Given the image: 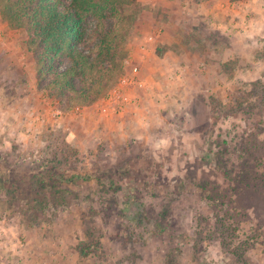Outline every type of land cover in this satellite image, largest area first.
<instances>
[{
    "label": "rangeland",
    "instance_id": "374dc122",
    "mask_svg": "<svg viewBox=\"0 0 264 264\" xmlns=\"http://www.w3.org/2000/svg\"><path fill=\"white\" fill-rule=\"evenodd\" d=\"M206 1L96 0L117 15L89 14L86 38L110 31L119 54L81 103L0 0V264H264V0L254 23L258 0H218L243 18L228 30L192 12ZM62 140L80 161L37 210L33 173Z\"/></svg>",
    "mask_w": 264,
    "mask_h": 264
},
{
    "label": "trees",
    "instance_id": "16d2710c",
    "mask_svg": "<svg viewBox=\"0 0 264 264\" xmlns=\"http://www.w3.org/2000/svg\"><path fill=\"white\" fill-rule=\"evenodd\" d=\"M2 6L1 14L7 22L25 26L34 32L42 52L43 69L50 76L48 85L51 89L60 95L74 94L81 103L93 101L98 96L106 86V77L113 70L111 66L117 64L119 53L116 44L108 43L110 31L108 33L101 28L94 41H88L84 22L91 13L114 17L117 15L116 8L99 10L96 0H5ZM91 50L97 52L95 60L90 57ZM64 57L68 62L64 69H60L59 62ZM55 61L58 62L55 64ZM74 79H77L76 83ZM56 144L57 147L46 157V168H39L33 173L36 196L31 201L37 204L34 206L37 210L46 207L49 196L59 200V203L63 201L64 191L58 183L67 172L66 166L80 161L77 149L64 140ZM42 194L45 196L42 197Z\"/></svg>",
    "mask_w": 264,
    "mask_h": 264
},
{
    "label": "crops",
    "instance_id": "0c3cea01",
    "mask_svg": "<svg viewBox=\"0 0 264 264\" xmlns=\"http://www.w3.org/2000/svg\"><path fill=\"white\" fill-rule=\"evenodd\" d=\"M218 0H213L211 3L209 2V0H207L206 2H202L201 4H195L194 5V8L192 9V12L195 14V11H196V13H201V14H204V18L205 17H207V16H209V19H213V21H211V22H214V23H218V21H216L217 19L216 18H218V16H220L219 17V19H222V18H224V19H226V20H224V19H222V20H224V22H223V24L225 25V27L227 28V30L228 29H231V27L232 26H235L236 24H237V22L235 23V25H233L231 22H232V20L230 21V19L228 18V14L231 16V18L233 19V18H235V17H241V14H240V16H239V14L237 13V11H230V12H228L227 11V14L225 15V16H223V15H219L220 14V12H223L222 10L221 11H218V3L216 4V2H217ZM250 2V1H249ZM250 7H249V10H250V19H251V21L254 23V22H257L258 21V19H257V17H258V15H257V13H259L260 12V10H261V0H258L256 3H253V2H250ZM233 12V13H232ZM195 16V15H194ZM240 19H243L242 17L240 18ZM259 22V21H258ZM243 23V22H242ZM261 28H262V30H263V32H264V24L262 23V26H261ZM238 32V31H237ZM237 36V35H236ZM239 36H241V35H239ZM239 39H236L235 40V42H234V44H235V46L236 47H238V45H239V43H237V42H239L240 41V37H238ZM242 38V37H241ZM230 42V41H229ZM232 42V41H231ZM230 42V43H231ZM230 43H229V45H230ZM233 43V42H232ZM231 43V44H232ZM225 44L227 45L228 44V41L227 42H225ZM236 57L237 58H239L240 59V57H238L239 56V52L237 53L236 52ZM240 60H242V61H244L243 60V58L242 59H240ZM246 60V59H245Z\"/></svg>",
    "mask_w": 264,
    "mask_h": 264
},
{
    "label": "built area",
    "instance_id": "2783aa9c",
    "mask_svg": "<svg viewBox=\"0 0 264 264\" xmlns=\"http://www.w3.org/2000/svg\"><path fill=\"white\" fill-rule=\"evenodd\" d=\"M114 96H115V95H114ZM111 98H112V97H111V96H109V99H107L105 102H109V101H111V100H110ZM75 109H76V110H78V109H79V107H78V106H76V107H75ZM99 109H101V110H103V111H106V107H103V106H102V108H101V107H99Z\"/></svg>",
    "mask_w": 264,
    "mask_h": 264
}]
</instances>
